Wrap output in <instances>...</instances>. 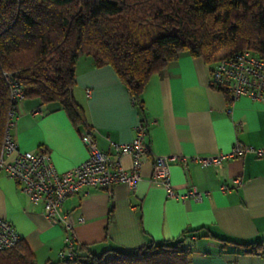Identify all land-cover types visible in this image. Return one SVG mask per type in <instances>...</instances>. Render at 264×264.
Returning <instances> with one entry per match:
<instances>
[{
	"label": "crops",
	"instance_id": "crops-1",
	"mask_svg": "<svg viewBox=\"0 0 264 264\" xmlns=\"http://www.w3.org/2000/svg\"><path fill=\"white\" fill-rule=\"evenodd\" d=\"M213 67L181 52L151 77L141 111L113 67L96 66L90 56L77 60L73 97L98 147L115 159L111 141L130 142L144 122L149 148L135 189L118 183L110 191L89 188L66 199L79 254L132 252L151 241H172L188 229L194 231L185 243L192 264H264V255L246 254L232 245L224 249L218 240H264V156L248 152L221 166L193 158L228 153L237 141L264 150V104L247 96L229 102L209 85ZM34 109L40 112L31 114ZM86 130L75 126L58 103L24 98L10 133L20 150L47 151L56 169L64 172L87 158L82 141ZM154 156L169 157L170 181L178 192L195 186L209 196L202 201L167 197L165 187L152 179ZM122 165L130 169L132 157L124 155ZM235 178L242 183L235 184ZM223 185L230 190L223 191ZM0 218L15 227L36 264H65L59 257L63 224H51L42 202L31 201L4 170Z\"/></svg>",
	"mask_w": 264,
	"mask_h": 264
},
{
	"label": "trees",
	"instance_id": "trees-1",
	"mask_svg": "<svg viewBox=\"0 0 264 264\" xmlns=\"http://www.w3.org/2000/svg\"><path fill=\"white\" fill-rule=\"evenodd\" d=\"M246 50L264 59V0H0V154L12 106L6 72L22 85L24 98L58 103L75 126L88 129L73 97L81 56L92 57L96 66L113 67L143 111L149 80L181 52L214 65L220 52ZM223 94L230 102V95ZM192 232L132 252L93 255L77 249L76 257L64 262L192 264L185 246ZM218 240L224 249L232 245L264 255V240ZM0 264L36 263L20 239L15 248L0 252Z\"/></svg>",
	"mask_w": 264,
	"mask_h": 264
},
{
	"label": "built area",
	"instance_id": "built-area-1",
	"mask_svg": "<svg viewBox=\"0 0 264 264\" xmlns=\"http://www.w3.org/2000/svg\"><path fill=\"white\" fill-rule=\"evenodd\" d=\"M4 77L11 87L12 106L8 114L7 129L0 154V170L6 171L31 201L42 202L43 214L51 224H63L64 247L59 252V257L62 260H73L77 255V247L73 224L64 209L66 199L89 188L110 191L112 186L118 183H126L131 189H135L141 179L143 162L149 155V148L145 142V125L143 122L137 125L135 136L128 143L111 141L115 159L98 147L93 131L87 129L82 135V141L88 150L87 158L72 169L60 172L47 151L19 149L10 129L14 123L18 103L24 99V91L11 73H4ZM209 85L213 89L229 94L230 102L247 96L264 104V59L247 50L233 55L225 54L214 64ZM39 112L40 109H34L31 114ZM248 152L264 156V150L237 141L228 153L196 155L193 158L206 166H221L225 161ZM124 155L132 157L130 169L122 165ZM153 160L152 179L165 187L167 197L202 201L209 196L208 192H201L195 186L189 187L184 193L178 192L170 181L169 157L154 156ZM234 182L238 185L242 183L240 178H235ZM221 189L228 191L230 186L223 185ZM78 220L84 219L79 217ZM20 239L15 227L7 219L0 218V252L15 248Z\"/></svg>",
	"mask_w": 264,
	"mask_h": 264
},
{
	"label": "rangeland",
	"instance_id": "rangeland-1",
	"mask_svg": "<svg viewBox=\"0 0 264 264\" xmlns=\"http://www.w3.org/2000/svg\"><path fill=\"white\" fill-rule=\"evenodd\" d=\"M226 54V52H220L219 54H218V59L217 60H219L221 57H223L224 55ZM12 128V127H11ZM11 130V129H10ZM65 264H79V263H77V262H70V263H65Z\"/></svg>",
	"mask_w": 264,
	"mask_h": 264
}]
</instances>
